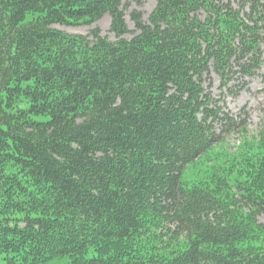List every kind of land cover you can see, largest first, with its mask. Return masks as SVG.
Returning a JSON list of instances; mask_svg holds the SVG:
<instances>
[{
  "label": "trees",
  "instance_id": "trees-1",
  "mask_svg": "<svg viewBox=\"0 0 264 264\" xmlns=\"http://www.w3.org/2000/svg\"><path fill=\"white\" fill-rule=\"evenodd\" d=\"M156 2L127 39L123 0H0L2 264H264V135L220 148L206 87L264 69V0Z\"/></svg>",
  "mask_w": 264,
  "mask_h": 264
},
{
  "label": "rangeland",
  "instance_id": "rangeland-1",
  "mask_svg": "<svg viewBox=\"0 0 264 264\" xmlns=\"http://www.w3.org/2000/svg\"><path fill=\"white\" fill-rule=\"evenodd\" d=\"M156 5V0H142L141 2H137L136 0H123L125 20L129 30L132 32L126 36L127 39H131L133 33H135L134 24L130 18L131 13L139 11L142 13L144 20L147 21L148 17L156 8ZM54 28L68 34L84 36L89 35L92 29L99 28L103 36L109 38L111 41H115V37L110 31L111 18L108 15L93 25L54 26ZM212 74L211 86L208 87L210 84L208 82L206 87L212 93L213 97L220 102L224 113L228 114L237 123H244L243 125L245 126V133L237 132L227 136L224 144L220 147L225 152L235 153L243 144L244 137L252 141V139H257L260 135H264V69L254 78L235 80L225 90H221L219 78L215 74ZM198 170L197 165L195 169L193 167L190 168L186 174V178L192 180L198 176L201 177L203 174ZM259 221L264 224V217H260ZM2 263L3 261L0 257V264ZM53 264H69V261H59Z\"/></svg>",
  "mask_w": 264,
  "mask_h": 264
},
{
  "label": "bare ground",
  "instance_id": "bare-ground-1",
  "mask_svg": "<svg viewBox=\"0 0 264 264\" xmlns=\"http://www.w3.org/2000/svg\"><path fill=\"white\" fill-rule=\"evenodd\" d=\"M213 75V74H212ZM228 91V90H227Z\"/></svg>",
  "mask_w": 264,
  "mask_h": 264
}]
</instances>
